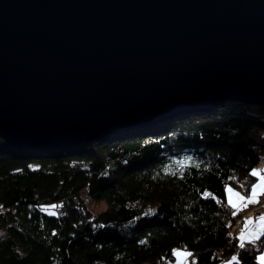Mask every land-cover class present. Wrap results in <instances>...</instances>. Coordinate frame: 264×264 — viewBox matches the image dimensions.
<instances>
[{"label":"trees","instance_id":"16d2710c","mask_svg":"<svg viewBox=\"0 0 264 264\" xmlns=\"http://www.w3.org/2000/svg\"><path fill=\"white\" fill-rule=\"evenodd\" d=\"M262 160L264 105L238 101L69 148L0 139V264H260L264 232L240 247L226 189L249 196Z\"/></svg>","mask_w":264,"mask_h":264},{"label":"water","instance_id":"95a60500","mask_svg":"<svg viewBox=\"0 0 264 264\" xmlns=\"http://www.w3.org/2000/svg\"><path fill=\"white\" fill-rule=\"evenodd\" d=\"M264 105V0H0V139L69 148Z\"/></svg>","mask_w":264,"mask_h":264},{"label":"snow or ice","instance_id":"6c2138e0","mask_svg":"<svg viewBox=\"0 0 264 264\" xmlns=\"http://www.w3.org/2000/svg\"><path fill=\"white\" fill-rule=\"evenodd\" d=\"M252 176L257 177L259 182L252 186L251 194L248 197L242 196L239 192H235L233 189H227L228 192V203L229 206L234 209V214L236 211L244 210L251 204L259 203V197L264 196V175L259 171H253L251 173ZM254 221L252 219H248L245 221V228L251 225ZM257 222L259 223L260 229H264V215H261L257 218ZM251 235L255 236L257 239L259 238V233H252ZM246 239L245 233L242 231L239 240L241 241L240 247H244V241ZM176 255L178 257H186L190 255L189 253H180L177 252ZM235 260L236 257H233ZM260 264H264V255L259 257Z\"/></svg>","mask_w":264,"mask_h":264},{"label":"rangeland","instance_id":"374dc122","mask_svg":"<svg viewBox=\"0 0 264 264\" xmlns=\"http://www.w3.org/2000/svg\"><path fill=\"white\" fill-rule=\"evenodd\" d=\"M258 182H259V180L257 181V183ZM229 188L230 187H228L227 189H229ZM81 197H84L83 193H82ZM226 197H227V201H228V192L227 191H226ZM255 205L256 204H251L247 208H245L244 210L236 211L235 214H234V210H233V215L236 216V220H235L236 225H238L237 222H239L241 220V225L237 230L236 238L239 240V236H240L241 232L243 231L245 233V236H246L244 243H246V242L252 243V242L256 241L257 238L255 236L251 235L252 233H259V236H260L264 232V229H260L259 223L257 221H254L251 225H249L247 228H245V221L248 219H252L251 213H252V210L255 207ZM88 207L92 210V212L98 213V212L105 209L106 204L102 201H97V202H93V203L89 204ZM236 225H234V228H237ZM260 249H261V251L259 253H257V260L258 261H259V257L261 255H264V244L260 247ZM177 252H180V253H188V252H186L182 248H176L174 250V255L176 258L173 261L174 264H183V262H184L183 258L184 257H178L176 255ZM230 262H231V260L223 262L222 264H230ZM187 264H191V262L187 261Z\"/></svg>","mask_w":264,"mask_h":264},{"label":"built area","instance_id":"2783aa9c","mask_svg":"<svg viewBox=\"0 0 264 264\" xmlns=\"http://www.w3.org/2000/svg\"><path fill=\"white\" fill-rule=\"evenodd\" d=\"M259 203H257L256 207L253 210V217L259 216V213H262L264 210V196L259 197ZM8 236L0 230V239L6 240Z\"/></svg>","mask_w":264,"mask_h":264},{"label":"bare ground","instance_id":"6f19581e","mask_svg":"<svg viewBox=\"0 0 264 264\" xmlns=\"http://www.w3.org/2000/svg\"><path fill=\"white\" fill-rule=\"evenodd\" d=\"M258 171L261 172L262 175H264V170H263L262 168H261V169H258ZM257 181H258V180H257ZM256 183H257V182H256ZM256 183H255V184H256ZM227 188H228V187H227ZM226 191H227V189H226ZM235 192H236V191H235ZM249 196H250V195H249ZM245 197H246V196H245ZM247 197H248V196H247ZM256 205H257V204H256ZM256 205H255V207H256ZM255 207H254V208H255ZM254 208H253V210H254ZM253 210H252V215H253ZM263 212H264V210H263ZM263 212H262V213H263ZM262 213H259V214L262 215ZM257 216H258V215H257ZM235 217H236V216H235ZM240 221H241V220H240ZM240 221H239V222H240ZM239 222H237V223H239ZM235 223H236V222H235ZM235 225H236V224H235ZM0 230L3 231V232L8 236V234H7V232H6V230H5L4 228L0 227ZM0 241H3V239H0Z\"/></svg>","mask_w":264,"mask_h":264},{"label":"crops","instance_id":"0c3cea01","mask_svg":"<svg viewBox=\"0 0 264 264\" xmlns=\"http://www.w3.org/2000/svg\"><path fill=\"white\" fill-rule=\"evenodd\" d=\"M258 168H262L264 170V160L259 163Z\"/></svg>","mask_w":264,"mask_h":264}]
</instances>
